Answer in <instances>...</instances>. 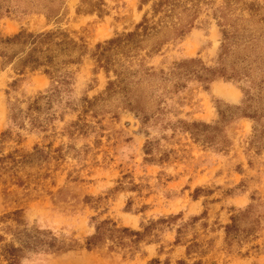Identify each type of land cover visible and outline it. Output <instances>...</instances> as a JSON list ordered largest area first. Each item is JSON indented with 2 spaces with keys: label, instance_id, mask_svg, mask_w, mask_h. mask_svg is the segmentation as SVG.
I'll return each instance as SVG.
<instances>
[{
  "label": "rangeland",
  "instance_id": "374dc122",
  "mask_svg": "<svg viewBox=\"0 0 264 264\" xmlns=\"http://www.w3.org/2000/svg\"><path fill=\"white\" fill-rule=\"evenodd\" d=\"M48 31L0 57V264H264V0H0Z\"/></svg>",
  "mask_w": 264,
  "mask_h": 264
},
{
  "label": "trees",
  "instance_id": "16d2710c",
  "mask_svg": "<svg viewBox=\"0 0 264 264\" xmlns=\"http://www.w3.org/2000/svg\"><path fill=\"white\" fill-rule=\"evenodd\" d=\"M162 1L156 4V6H160ZM142 28L143 31H147L149 26L147 25V20H144L141 24L136 26V29ZM138 36L137 32H130L125 34L124 36H119L115 39H112L107 42L106 47H102V45L98 44L96 46V57L98 62L101 59L105 58V53L109 51L114 46L119 45H131L136 42V38ZM57 39H59L57 41ZM71 43V42H70ZM73 43V42H72ZM0 57L3 59V62L6 64L15 63L20 68H38L44 65L53 66L55 63V59L57 55L64 54L67 49L68 41L66 40V35L64 33H52L48 32H40V33H18L11 38H0ZM18 45L20 47L19 52H14L12 54H8L6 49L10 46ZM70 62V60L68 61ZM57 70H45V73L51 76V79H57V85H65L66 78L65 76H55ZM230 227H226L228 230ZM96 235L91 237L89 241L99 239L101 236L100 228L96 229ZM123 231H127V229H123ZM133 235L138 236V232H130ZM1 240V236H0ZM88 243V242H87ZM89 244V243H88ZM14 259V258H12ZM11 264L15 263V260L10 261Z\"/></svg>",
  "mask_w": 264,
  "mask_h": 264
}]
</instances>
